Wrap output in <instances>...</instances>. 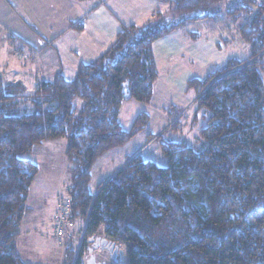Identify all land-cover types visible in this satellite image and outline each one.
<instances>
[{"label": "trees", "instance_id": "obj_1", "mask_svg": "<svg viewBox=\"0 0 264 264\" xmlns=\"http://www.w3.org/2000/svg\"><path fill=\"white\" fill-rule=\"evenodd\" d=\"M163 2L175 21L125 27L73 79L58 73L30 91L0 75V264H25L17 239L39 168L23 157L61 138L68 141L72 185L65 203L74 226L58 236V208L56 239L73 242L69 231L82 220L85 240L122 245L127 264H264V6L254 0ZM221 11L233 25L243 22L236 42H246L250 52L193 84L200 111L209 114L203 148L164 143L165 168L137 153L93 194L95 164L149 123L143 113L128 131L120 115L127 101L153 99L154 44ZM73 258L68 247L66 264Z\"/></svg>", "mask_w": 264, "mask_h": 264}, {"label": "rangeland", "instance_id": "obj_2", "mask_svg": "<svg viewBox=\"0 0 264 264\" xmlns=\"http://www.w3.org/2000/svg\"><path fill=\"white\" fill-rule=\"evenodd\" d=\"M167 7L169 10L170 5ZM126 10L134 17L139 15L129 7ZM161 19L162 22L166 20L163 16ZM242 23L233 25L231 19L221 11L217 18L190 22L184 30L166 36L154 44L158 78L154 85L153 99L150 104L127 101L123 104L120 115L121 124L128 131L143 113L149 115V123L127 145L107 153L95 164L90 183L93 194H96L102 181L110 178L137 153H141L144 160L153 161L159 167L165 168L167 160L162 150L164 143L186 142L192 147L203 148L205 142L201 131L207 127L209 114L204 110L200 111L193 84L205 80L209 74L225 66L231 59L249 57V45L244 41L236 42L240 40L238 31ZM4 35L0 33V39L7 45L4 48L0 45V75L8 81L22 80L27 77L25 73L21 75L19 72L24 62L10 57L12 48ZM27 64L28 70L34 68L32 61ZM27 73L32 76V72ZM75 73L76 71L67 69L64 74L70 80ZM35 76L36 73L33 74V79L30 78V91H35ZM67 146L66 138L47 141L23 157L39 168L17 239L18 252L25 264H66L68 247L74 251L71 264H75L78 256L89 255L91 245L85 237L82 242L83 234H80L82 220L77 221L76 226L69 231L73 242L69 241L68 236L61 240L55 238L53 218L60 200L63 198L64 203L69 202L72 185L71 167L66 156ZM95 255L99 262L115 264L107 251L99 250ZM127 263V255L121 250L117 264Z\"/></svg>", "mask_w": 264, "mask_h": 264}, {"label": "crops", "instance_id": "obj_3", "mask_svg": "<svg viewBox=\"0 0 264 264\" xmlns=\"http://www.w3.org/2000/svg\"><path fill=\"white\" fill-rule=\"evenodd\" d=\"M167 6L163 0H0V33L12 48L10 57L24 62L19 72L27 75L13 81L30 87L36 73L37 88L58 73L65 75L67 69L77 71L81 64L102 56L125 27L161 22ZM128 7L139 15L134 17ZM0 45L7 46L2 39Z\"/></svg>", "mask_w": 264, "mask_h": 264}, {"label": "water", "instance_id": "obj_4", "mask_svg": "<svg viewBox=\"0 0 264 264\" xmlns=\"http://www.w3.org/2000/svg\"><path fill=\"white\" fill-rule=\"evenodd\" d=\"M91 247L89 248V253L91 254L90 259L87 264H107L105 262L97 261L95 256V251H107L110 254L111 259L115 264L119 263V250L122 245H119L107 238H90Z\"/></svg>", "mask_w": 264, "mask_h": 264}, {"label": "built area", "instance_id": "obj_5", "mask_svg": "<svg viewBox=\"0 0 264 264\" xmlns=\"http://www.w3.org/2000/svg\"><path fill=\"white\" fill-rule=\"evenodd\" d=\"M255 3L257 5H261V6H264V0H254ZM255 62H262L260 60V58H257L255 60ZM56 221L58 222V226L60 227L59 228V231H58V236L62 237L64 236V233H65V229L67 227H70L72 228L74 225L73 223H71V221L69 220V214L67 212V205L64 203V201L61 199L60 202H59V211H58V215L56 217ZM85 237V229L83 231V238H82V242H83V239ZM87 241L89 242L90 239ZM90 243V242H89ZM89 252V251H88ZM96 252V251H95ZM95 254V253H94ZM96 256V255H95ZM91 257V254L89 253V255L87 256H84L83 255L81 257H77L76 260H75V264L77 262V260H80L83 264H87L88 260L90 259ZM97 257V256H96Z\"/></svg>", "mask_w": 264, "mask_h": 264}, {"label": "bare ground", "instance_id": "obj_6", "mask_svg": "<svg viewBox=\"0 0 264 264\" xmlns=\"http://www.w3.org/2000/svg\"><path fill=\"white\" fill-rule=\"evenodd\" d=\"M89 254V253H88ZM119 257H121V248H120V250H119Z\"/></svg>", "mask_w": 264, "mask_h": 264}]
</instances>
